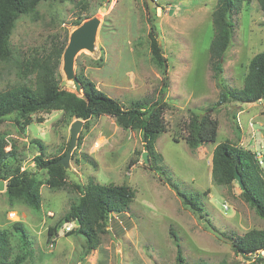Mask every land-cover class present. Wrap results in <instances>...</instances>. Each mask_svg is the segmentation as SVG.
I'll use <instances>...</instances> for the list:
<instances>
[{
	"label": "rangeland",
	"instance_id": "374dc122",
	"mask_svg": "<svg viewBox=\"0 0 264 264\" xmlns=\"http://www.w3.org/2000/svg\"><path fill=\"white\" fill-rule=\"evenodd\" d=\"M217 2L155 0L150 6L149 0H41L35 12L19 17L11 42L21 60L50 53L69 40L78 23L94 16L101 19L96 50L77 54L76 74H85L127 105L133 99L164 96L167 129L156 141L163 157L160 163L172 182L201 208L186 205L166 179L147 167L139 131L119 127L109 115L84 120L66 168V184L42 186L40 212L20 202L11 204L7 193L0 191V227L21 220L31 237L33 251L25 264H177L172 231L179 236L189 264H264L261 258L253 262L237 254L231 239L264 228V219L246 202L236 180L229 186L218 185L212 177L214 149L225 141L256 153L264 169V100L230 102L211 110L220 122L216 141L195 150L185 141L192 113L206 112L221 93L210 61ZM231 18L235 29L223 58L222 76L230 87H241L250 60L264 51V14L253 0L243 3ZM155 40L162 47L166 72L154 60ZM11 70L12 64L0 61L1 88L17 81ZM59 75L63 81L62 64ZM64 86L75 90L71 82ZM31 117V124L21 125L16 114L7 116L0 122V133L18 151V160L11 165L19 164L21 170L44 180L48 174L36 167L40 147L32 139L43 141L45 158L61 156L76 119L57 109L41 110ZM91 178L102 184L131 185L136 195L130 209L109 215L91 251L86 236L68 235L66 225L48 239V227L80 201V187Z\"/></svg>",
	"mask_w": 264,
	"mask_h": 264
},
{
	"label": "trees",
	"instance_id": "16d2710c",
	"mask_svg": "<svg viewBox=\"0 0 264 264\" xmlns=\"http://www.w3.org/2000/svg\"><path fill=\"white\" fill-rule=\"evenodd\" d=\"M40 1L0 2V61L12 64L11 71L18 77L15 83L4 88L0 87V122L7 116L16 114L19 124L28 125L32 123V114L51 109L62 110L67 117L83 119L85 122L102 115H109L115 119L119 127L141 133L144 149L149 153L150 161L147 167L154 169L166 179L186 205L200 210L195 198L181 191L168 176L166 166L160 163L163 157L156 150V141L167 129L164 114L168 103L164 96L156 99H133L127 105L107 94L83 73L77 74L82 94L62 86L59 68L68 39L43 56L34 55L26 60L16 56L11 42L16 22L22 14L35 12ZM251 1L253 0H218L213 12L214 37L210 45V61L214 76L221 86V93L219 100L211 108L202 114L192 113L186 124L185 141L192 150L215 142L217 139L220 122L213 116L211 110L230 102L253 103L264 100V51L257 53L250 60L241 87H230L222 76L223 58L232 43L235 29L231 17L241 10L243 3ZM257 1L264 14V0ZM153 54L156 63L166 72V59L157 40L153 44ZM32 142L40 147V152L35 157L36 167L45 170L48 177L42 180L28 170H21L19 164L12 166L11 162L18 160V151L0 133V180L6 181L5 192L11 204L20 202L40 212L43 201L42 186L61 188L66 184L67 169L58 163V160L68 152L70 141L65 153L55 158L44 157L46 146L41 139H32ZM8 146L11 148L7 149ZM236 172L243 179L242 196L264 219V169L257 154L228 141L217 144L212 159L214 182L218 185H232L236 180ZM80 189L82 194L80 201L73 204L71 210L55 225L48 227V239L56 236L63 226L74 222L75 226L67 231V234L86 236L88 250L91 251L99 242L98 229L107 223L111 213L128 211L136 191L128 184H102L94 178ZM172 235L178 248L177 264H189L183 255L179 236L174 231ZM231 239L235 252L248 256L264 249V228H253L242 235L231 236ZM31 244V237L21 220L14 221L7 227H0V264H25L33 251L30 249ZM261 259L259 260L264 262V258Z\"/></svg>",
	"mask_w": 264,
	"mask_h": 264
},
{
	"label": "water",
	"instance_id": "95a60500",
	"mask_svg": "<svg viewBox=\"0 0 264 264\" xmlns=\"http://www.w3.org/2000/svg\"><path fill=\"white\" fill-rule=\"evenodd\" d=\"M155 0H149L150 6ZM101 25V19L98 16H94L86 19L80 25L75 27L70 34L68 44L63 53L62 57V71L65 75V79L62 81V86L71 82L75 91L78 94H82L81 83L79 82L78 76L75 72V59L77 54L82 50H89L90 52H95L96 50V40L98 36L99 27ZM85 96V95H84ZM84 124L83 119H76L71 126V139L68 152L58 160V163L62 164L65 168L70 167V158L73 150L77 145V140L82 130ZM143 159L146 163H149V153L145 151L143 153ZM236 180L239 185L243 188L244 183L242 176L236 172ZM6 190V181L0 180V191Z\"/></svg>",
	"mask_w": 264,
	"mask_h": 264
},
{
	"label": "built area",
	"instance_id": "2783aa9c",
	"mask_svg": "<svg viewBox=\"0 0 264 264\" xmlns=\"http://www.w3.org/2000/svg\"><path fill=\"white\" fill-rule=\"evenodd\" d=\"M259 158V157H258ZM260 160V159H259ZM13 213V212H11ZM10 213V214H11ZM13 215V214H12ZM74 224L73 223H69L67 226H66V230L69 231L73 228ZM51 246L53 247L54 246V243L52 242ZM247 259H249V261H257L259 258H264V249H260V250H257L251 254H249L247 257Z\"/></svg>",
	"mask_w": 264,
	"mask_h": 264
},
{
	"label": "clouds",
	"instance_id": "9594fccd",
	"mask_svg": "<svg viewBox=\"0 0 264 264\" xmlns=\"http://www.w3.org/2000/svg\"><path fill=\"white\" fill-rule=\"evenodd\" d=\"M70 223H73V224H74V222H70ZM68 224H69V223H68ZM66 226H67V225H66ZM73 227H74V226H73ZM72 229H73V228H72ZM72 229H71V230H72ZM65 230H66V227H65ZM69 231H70V230H69ZM66 232H67V230H66Z\"/></svg>",
	"mask_w": 264,
	"mask_h": 264
}]
</instances>
